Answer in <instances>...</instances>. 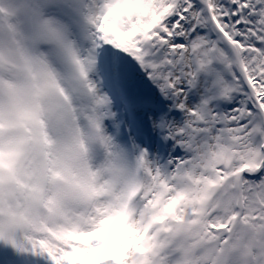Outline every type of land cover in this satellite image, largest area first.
Segmentation results:
<instances>
[{
  "label": "snow or ice",
  "instance_id": "1",
  "mask_svg": "<svg viewBox=\"0 0 264 264\" xmlns=\"http://www.w3.org/2000/svg\"><path fill=\"white\" fill-rule=\"evenodd\" d=\"M0 264H264V0H0Z\"/></svg>",
  "mask_w": 264,
  "mask_h": 264
}]
</instances>
